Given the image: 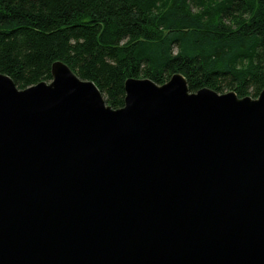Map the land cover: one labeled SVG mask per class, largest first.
<instances>
[{
  "label": "water",
  "instance_id": "95a60500",
  "mask_svg": "<svg viewBox=\"0 0 264 264\" xmlns=\"http://www.w3.org/2000/svg\"><path fill=\"white\" fill-rule=\"evenodd\" d=\"M0 73V264H264V88Z\"/></svg>",
  "mask_w": 264,
  "mask_h": 264
},
{
  "label": "trees",
  "instance_id": "16d2710c",
  "mask_svg": "<svg viewBox=\"0 0 264 264\" xmlns=\"http://www.w3.org/2000/svg\"><path fill=\"white\" fill-rule=\"evenodd\" d=\"M62 61L113 108L127 78L183 74L256 97L264 88V0H0V73L19 88Z\"/></svg>",
  "mask_w": 264,
  "mask_h": 264
}]
</instances>
